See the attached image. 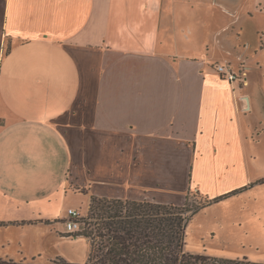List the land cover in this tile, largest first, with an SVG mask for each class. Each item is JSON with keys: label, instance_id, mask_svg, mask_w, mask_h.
<instances>
[{"label": "crops", "instance_id": "crops-1", "mask_svg": "<svg viewBox=\"0 0 264 264\" xmlns=\"http://www.w3.org/2000/svg\"><path fill=\"white\" fill-rule=\"evenodd\" d=\"M227 1L4 0L0 220L64 221L88 202L74 183L164 203L174 201L158 191L214 198L245 185L243 145L264 135L250 118L264 94L252 68L243 84L212 67L207 33L225 49L226 25L207 31V15L234 13Z\"/></svg>", "mask_w": 264, "mask_h": 264}, {"label": "rangeland", "instance_id": "rangeland-1", "mask_svg": "<svg viewBox=\"0 0 264 264\" xmlns=\"http://www.w3.org/2000/svg\"><path fill=\"white\" fill-rule=\"evenodd\" d=\"M227 3L231 5L230 0ZM236 3L237 5L231 6L234 13H229V16L218 7L215 9L213 7L207 15V31L210 28H221L223 24L227 28V30H225L226 28L223 30L222 34L226 45H224L225 49L221 48L217 44V40L210 38L207 33V42L210 43L209 58L216 60L212 63L213 68H216L218 63L226 61L225 63H230L235 72L244 70L247 77L249 69L252 68L250 80H252L254 93L255 95L259 92L264 94V75L256 64L259 62L264 67V50L260 49L255 52L259 46V37L264 40V33L262 34L264 32V12L261 13L256 9L262 1L237 0ZM258 9H262V7ZM3 10L4 0H0V24L3 19ZM236 32L239 35L243 34L240 42L236 40ZM0 39L1 56L7 45L5 34H1V31ZM255 106L256 109L250 118L254 122L262 121L264 123L262 103ZM262 128L264 131V127ZM261 132L260 129L257 131V133ZM243 154L245 158V178L243 179L246 184L236 189L246 188L235 195L236 197L232 196L208 206L193 216L186 232L185 250L187 252L224 258L248 257L252 261L264 263V135L259 142L246 140L243 145ZM182 179L184 180V177H181L180 180ZM76 184L74 183V191L81 192V187L75 186ZM159 192H157L158 198H165L164 201H174L180 205L187 203L188 194L190 206L201 203L203 198L196 190L192 189L186 193L185 197L181 192L176 196H172L175 193L167 194L165 192L166 194H163ZM86 196L88 202L77 207V210L82 214L79 231L85 228V220L90 213L92 196L87 194ZM81 198L84 201L82 195L78 196L74 193V205H78ZM67 201L73 203L71 199ZM66 214L68 215V211ZM62 220L60 218L48 219L47 217L33 220L1 219L0 258L17 261L26 258L28 261L35 260L40 264L64 258L74 263H85L91 251L90 240L83 236H76V232L68 233ZM47 222L52 223L48 224Z\"/></svg>", "mask_w": 264, "mask_h": 264}, {"label": "trees", "instance_id": "trees-1", "mask_svg": "<svg viewBox=\"0 0 264 264\" xmlns=\"http://www.w3.org/2000/svg\"><path fill=\"white\" fill-rule=\"evenodd\" d=\"M245 188L215 198L198 192L203 197L201 203L191 206L189 194L185 205L92 196L86 226L75 233L90 240L88 260L74 263L58 258L42 264H264L248 257L224 258L185 250L186 232L193 216ZM81 192L87 194L85 188ZM0 264L40 263L26 258L19 261L0 258Z\"/></svg>", "mask_w": 264, "mask_h": 264}, {"label": "built area", "instance_id": "built-area-1", "mask_svg": "<svg viewBox=\"0 0 264 264\" xmlns=\"http://www.w3.org/2000/svg\"><path fill=\"white\" fill-rule=\"evenodd\" d=\"M216 69L226 80L246 84L247 73L244 70L235 72L226 64H219ZM68 215V218L65 220L66 231L68 233L79 231L81 229V212L77 209L70 208L68 210Z\"/></svg>", "mask_w": 264, "mask_h": 264}, {"label": "clouds", "instance_id": "clouds-1", "mask_svg": "<svg viewBox=\"0 0 264 264\" xmlns=\"http://www.w3.org/2000/svg\"><path fill=\"white\" fill-rule=\"evenodd\" d=\"M64 223H65V220H64Z\"/></svg>", "mask_w": 264, "mask_h": 264}]
</instances>
